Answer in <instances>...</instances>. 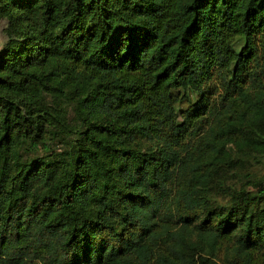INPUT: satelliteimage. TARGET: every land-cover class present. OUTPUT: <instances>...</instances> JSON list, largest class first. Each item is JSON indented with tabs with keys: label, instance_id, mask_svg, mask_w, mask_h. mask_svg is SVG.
I'll return each mask as SVG.
<instances>
[{
	"label": "trees",
	"instance_id": "16d2710c",
	"mask_svg": "<svg viewBox=\"0 0 264 264\" xmlns=\"http://www.w3.org/2000/svg\"><path fill=\"white\" fill-rule=\"evenodd\" d=\"M0 17V264H264V0Z\"/></svg>",
	"mask_w": 264,
	"mask_h": 264
},
{
	"label": "rangeland",
	"instance_id": "374dc122",
	"mask_svg": "<svg viewBox=\"0 0 264 264\" xmlns=\"http://www.w3.org/2000/svg\"><path fill=\"white\" fill-rule=\"evenodd\" d=\"M6 26V20L4 18L0 17V45L4 41V28ZM218 82L216 77L213 75L209 81L206 82L205 87L207 88V91L209 93V99H213L217 97V94L220 92V88L217 86ZM192 101L195 100L194 94L190 96ZM187 103L185 101L181 102L178 104L179 109L185 108ZM66 115L68 120L71 122V124H75L77 122L76 118L73 116L74 113L72 111V107L68 106L66 108ZM246 159L241 162L238 166L235 167V171H239L242 173H247L250 172L255 176H264V157L254 159L250 158L249 156L245 157ZM237 169V170H236ZM234 169H230L229 173L233 171ZM242 193H248L251 189L252 186L249 184L242 185L241 187Z\"/></svg>",
	"mask_w": 264,
	"mask_h": 264
}]
</instances>
